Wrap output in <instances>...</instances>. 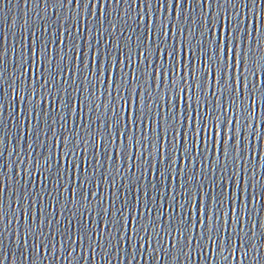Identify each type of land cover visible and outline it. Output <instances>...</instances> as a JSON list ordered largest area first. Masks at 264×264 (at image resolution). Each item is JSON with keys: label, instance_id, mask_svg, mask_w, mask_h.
Segmentation results:
<instances>
[{"label": "snow or ice", "instance_id": "6c2138e0", "mask_svg": "<svg viewBox=\"0 0 264 264\" xmlns=\"http://www.w3.org/2000/svg\"><path fill=\"white\" fill-rule=\"evenodd\" d=\"M34 2L38 7L41 0ZM42 2L40 23L25 21L27 42L24 26L18 43L9 45L7 36L0 42V109L14 129L9 132L0 112V158L9 157L0 172H11L0 182V264L9 258L24 264L25 245L31 264L57 253L67 260L77 248V264H89L97 251L103 260L112 253L119 259L121 244L125 259L136 254L133 260L144 258L142 246L152 258L159 249L164 259H190L193 245L201 255L206 245L209 258L219 250L225 261L237 246L241 259L252 247L255 260L252 160L264 139L256 127L257 110L264 123V79L256 80L264 76V20L257 27V0ZM120 5H126L123 16ZM260 168L264 177V163ZM34 173L41 187L29 192ZM260 188L264 195V181ZM102 189L106 195H98ZM61 190L68 195L58 209ZM13 204L26 220L23 229ZM161 204L169 209L167 224ZM57 214L66 220L63 231L53 229Z\"/></svg>", "mask_w": 264, "mask_h": 264}, {"label": "water", "instance_id": "95a60500", "mask_svg": "<svg viewBox=\"0 0 264 264\" xmlns=\"http://www.w3.org/2000/svg\"><path fill=\"white\" fill-rule=\"evenodd\" d=\"M5 3H7V0H0V42H2V37L3 36H7L8 38V44L11 45L12 41L15 39L17 41V43L19 42L20 39V28L21 26H24L25 31H24V37H25V42H27V36H28V32H27V25H25V21L28 22V25H36L39 24V18L36 16V12H40V15L43 16L44 12H43V8H44V4L41 0V3L39 4V6L37 7L34 0H11V3L8 4L7 7H4ZM264 7L259 3V0H257V6H256V11H257V27H259V23L261 22V20H264V14L261 13V8ZM121 8V16H123L124 13V8H126V5H120ZM110 11V10H109ZM135 11H136V6L135 3H133V10L131 12V16L134 17L135 16ZM101 12H103V8L101 9ZM48 13L51 16V18L54 20L56 17L55 15L52 13V6L51 4H49L48 7ZM64 14H67V8L64 9ZM101 19H103V16H101ZM51 22V21H49ZM129 24L132 23V19H129ZM60 23L63 25L65 23L63 16L61 17V21ZM106 26V25H105ZM84 29V20L83 17H81V31L83 32ZM63 35V32L61 33ZM129 33L126 31L125 35H128ZM85 51H87V49H84ZM121 59H123L121 57ZM127 71V69H125ZM8 71L11 72L12 71V65L11 63H9L8 65ZM261 79H264V76H261L260 74L257 75L256 80H257V84H259V81ZM85 111L87 112V109H85ZM0 112L3 113V120L4 123L6 125H8V130L9 132H12L14 129L12 128L11 124H10V118L8 117V114L6 111H4L3 109H0ZM70 119V118H69ZM256 127L257 130L259 132H264V123H261V113L257 110L256 112ZM66 127H71V124L68 123L66 125ZM49 135L51 136V133H49ZM43 139V137H42ZM259 145H260V152L259 154H254L253 156V160L252 163L255 164L256 166V187H255V196H256V200H255V208L253 210V206L250 204L249 205V210L252 213V222L254 225H256L254 227V232L255 235L252 237L251 239V243L255 244L257 246V249L259 250V256H257V258L255 260L252 259L253 256H256V250H254L252 247L248 248V254L246 257H244L243 259L240 258L239 256V251H238V246L237 249H234L232 252V257L228 260L225 261L223 260V257L219 254V250H217V255L215 257H210V251L207 249V246L205 245V252L203 255H201L199 253V251L197 250L196 246L193 245L192 247V251H191V257L189 258H185L183 255L180 256L178 261H173L172 257L169 256L167 259L163 258L164 253L162 251H160L159 249L157 250V253L155 255V258H152L150 256V252L149 250H147V246H142L141 247V251L144 252V258L141 259L139 257H137V259L133 260L132 256L136 255L135 253H132L131 255H129L126 259H125V248L126 246L121 244V252L119 254V259H117L116 254L112 253V255L109 256L108 260H103L99 254V252L97 251L95 254H93V256L91 257V259L89 260L88 257V252H87V245L85 244V252H84V260H89V264H109V262H111V264H205V261L207 260V264H262V262H264V236L261 235V232L264 231L259 227V223L264 222V195L261 194V188H260V182L264 181V177H262L260 175L261 173V168H260V164L264 163V139H260L259 141ZM255 144L256 141L254 139V149H255ZM49 145L51 146V141H49ZM79 155V154H78ZM13 159L15 157H12ZM9 157L7 155V153L4 154V156L2 158H0V163H3V161L8 160ZM92 163L91 160V155L89 154V164ZM180 166L183 167V161L180 162ZM4 172H7L8 175H11V172L9 169L5 168L3 169L2 172H0V182H3L5 180V177L3 175ZM219 177V172L217 173V183L219 185L220 181L218 179ZM28 177H25V182L28 181ZM10 183V181H9ZM35 185V187L33 188L32 185ZM72 187L75 186V179L73 178V184L71 185ZM41 185H40V179H39V175L34 173L32 178H31V184L29 185L28 191L29 192H33V191H38L40 189ZM217 190H219V188H217ZM123 191V189L121 190ZM177 191H179V189H177ZM227 191V189H226ZM68 194L63 192V190H61V194L58 198V209H59V204L65 199V197ZM85 195H87V190H85ZM98 195H106V193L103 192V189L101 190L100 193H98ZM79 194L77 195V199H79ZM128 198L129 200H132V193L129 192L128 193ZM177 199L179 200V196L177 197ZM46 207H45V213L50 212L51 209L47 207V201L44 202ZM120 201H117V207H119ZM104 205L105 207H107L108 205V200L105 199L104 200ZM25 207H27V200L25 201ZM72 205L69 204V208H71ZM89 207L94 208V204H89ZM57 209V211H58ZM13 210L16 212L17 217L21 218V229H23L24 224L26 223V220L21 216L20 210L19 208H17L15 206V204H13ZM37 211L36 206L33 205V213L35 214ZM81 212H84V208L81 207L80 209ZM141 211H143V205L141 204ZM180 209L179 207H177V213H179ZM65 212V217L68 215V211L67 209L64 210ZM161 212L164 213V216L162 217L163 221L165 222V224H167L168 222V217H167V213L169 212V209H167L166 206H164L163 204H161ZM125 215H128V209H125ZM132 215L133 217L135 216V207L133 206L132 208ZM195 217V213H193V218ZM56 219L60 221L59 225H53V229L55 231V229L57 227H59V229L61 231H63V227L66 224V220L64 218H62L59 214H57ZM73 223L70 226V231L71 234L73 236V240H75L76 237V232H77V225H76V217H73ZM92 220H95L96 223H98L100 225V231L102 236L105 234V230L103 227V224L100 223L99 218L96 217V213L95 210L92 213ZM85 222L86 223H90L89 218L87 216V214H85ZM16 225L12 224L9 226L8 231L5 233V251H4V255H8V250H7V245H8V236L9 233L12 232V229L15 228ZM247 229L245 228V231ZM131 234V233H129ZM243 235V233H241ZM175 235V234H174ZM197 235H199V230H197ZM15 236H12V241H15ZM160 239L162 241L163 247L164 249H169V243H168V239L165 236V234L163 232H161V236ZM233 240H235V237H233ZM174 242V241H173ZM76 243L78 244L79 242L76 241ZM65 244H68L67 239H65ZM13 249L15 248V243L12 244ZM213 247H215V245H213ZM25 248V262L24 264H31V261L28 258V247L27 245L24 246ZM110 251V249H107ZM69 251H71L69 249ZM128 251H130V249H128ZM187 251V249H186ZM39 252V249H38ZM40 255H43L42 253H40ZM225 255H227V253H225ZM72 256H76L77 258L80 257V251L79 248H77V251L75 253H72L71 255H69V258L67 260L63 259V257L60 256L59 253H57L55 260L52 259V256L49 254L48 256L44 257L43 261H41L40 259H37L35 264H77V261L75 259L72 258ZM4 264H18L17 261L13 260L12 258H9L8 260H4ZM81 264H83V261H81Z\"/></svg>", "mask_w": 264, "mask_h": 264}]
</instances>
